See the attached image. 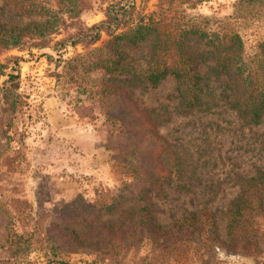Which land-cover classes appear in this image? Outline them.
Wrapping results in <instances>:
<instances>
[{
	"label": "rangeland",
	"instance_id": "obj_1",
	"mask_svg": "<svg viewBox=\"0 0 264 264\" xmlns=\"http://www.w3.org/2000/svg\"><path fill=\"white\" fill-rule=\"evenodd\" d=\"M113 1L0 0V264H264V214L236 222L231 207L264 165V114L243 123L224 99L184 114L174 76L147 85L195 25L239 33L256 68L264 7L136 0L114 35L57 48ZM139 24L157 35L119 36ZM10 26L23 29L16 44L3 41ZM205 40L187 37L186 49ZM213 62L198 70L228 80Z\"/></svg>",
	"mask_w": 264,
	"mask_h": 264
},
{
	"label": "trees",
	"instance_id": "obj_2",
	"mask_svg": "<svg viewBox=\"0 0 264 264\" xmlns=\"http://www.w3.org/2000/svg\"><path fill=\"white\" fill-rule=\"evenodd\" d=\"M174 1V0H168ZM192 1V0H181ZM194 4L204 0H193ZM241 6H263L264 0H238ZM136 8V0H115L108 4L105 11L104 19L90 26H84L76 33L68 35L62 40L55 42L57 48L67 44L74 45L82 42L93 44L97 42L102 32L114 35L122 26L127 25L134 14ZM46 9V23L52 22L54 17ZM54 19H57L54 17ZM155 23V22H154ZM151 24H143L134 28L133 32L123 33L119 36L128 38L131 42L143 41L150 34V30L154 29L155 34L157 26L152 28ZM4 29V28H3ZM23 29L15 32V27L10 26L4 30L9 36L3 41L16 44L21 41ZM52 32V30H50ZM180 37L174 40L175 52L178 53V59L173 63H164L162 66L156 64L150 66L147 70V85L157 86L168 75H172L178 82L180 88V111L184 114L194 111L212 110L219 100L224 99V103L236 112L243 123L258 125L264 114V39L259 44V55L256 61L257 67L253 64H247L243 56V40L239 33L228 32L223 36L217 33H207L201 30L200 26H191L189 29H182L178 34ZM201 42L205 40V44L210 48L202 51L193 52L186 47V38ZM171 39L170 37L167 38ZM165 45V44H164ZM165 53L170 48L163 46ZM214 60L211 69L216 75H224L228 80L219 79L211 81L198 70V66L205 58ZM14 78L13 74H10ZM219 89V92H217ZM233 213L238 217L231 219V227L234 222H249L253 220L259 213L264 214V165H257L255 173L242 184L241 192L231 203ZM247 211L248 214L244 213ZM252 214L251 215H249ZM59 264H71L65 260H55Z\"/></svg>",
	"mask_w": 264,
	"mask_h": 264
}]
</instances>
